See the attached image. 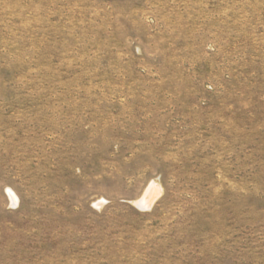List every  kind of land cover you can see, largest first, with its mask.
Here are the masks:
<instances>
[{
    "label": "rangeland",
    "instance_id": "374dc122",
    "mask_svg": "<svg viewBox=\"0 0 264 264\" xmlns=\"http://www.w3.org/2000/svg\"><path fill=\"white\" fill-rule=\"evenodd\" d=\"M0 264H264V0H0Z\"/></svg>",
    "mask_w": 264,
    "mask_h": 264
},
{
    "label": "bare ground",
    "instance_id": "6f19581e",
    "mask_svg": "<svg viewBox=\"0 0 264 264\" xmlns=\"http://www.w3.org/2000/svg\"><path fill=\"white\" fill-rule=\"evenodd\" d=\"M150 187H148L144 193V195L140 198V200L137 201L139 205H145L148 201V195H149ZM10 196L12 198L13 203H16V196L13 194V192L10 191Z\"/></svg>",
    "mask_w": 264,
    "mask_h": 264
}]
</instances>
